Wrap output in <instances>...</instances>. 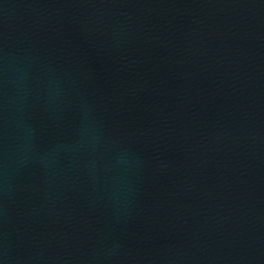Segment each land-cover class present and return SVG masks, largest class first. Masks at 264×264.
Listing matches in <instances>:
<instances>
[{
	"label": "water",
	"instance_id": "obj_1",
	"mask_svg": "<svg viewBox=\"0 0 264 264\" xmlns=\"http://www.w3.org/2000/svg\"><path fill=\"white\" fill-rule=\"evenodd\" d=\"M0 264H264V0H0Z\"/></svg>",
	"mask_w": 264,
	"mask_h": 264
}]
</instances>
